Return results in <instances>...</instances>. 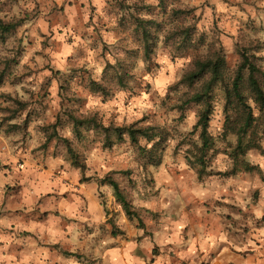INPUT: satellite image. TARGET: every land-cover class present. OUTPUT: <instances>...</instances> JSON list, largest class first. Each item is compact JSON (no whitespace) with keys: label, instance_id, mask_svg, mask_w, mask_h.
<instances>
[{"label":"clouds","instance_id":"clouds-1","mask_svg":"<svg viewBox=\"0 0 264 264\" xmlns=\"http://www.w3.org/2000/svg\"><path fill=\"white\" fill-rule=\"evenodd\" d=\"M0 264H264V0H0Z\"/></svg>","mask_w":264,"mask_h":264},{"label":"trees","instance_id":"trees-1","mask_svg":"<svg viewBox=\"0 0 264 264\" xmlns=\"http://www.w3.org/2000/svg\"><path fill=\"white\" fill-rule=\"evenodd\" d=\"M145 35H147V33H145Z\"/></svg>","mask_w":264,"mask_h":264},{"label":"rangeland","instance_id":"rangeland-1","mask_svg":"<svg viewBox=\"0 0 264 264\" xmlns=\"http://www.w3.org/2000/svg\"><path fill=\"white\" fill-rule=\"evenodd\" d=\"M69 6H71V5H69Z\"/></svg>","mask_w":264,"mask_h":264}]
</instances>
